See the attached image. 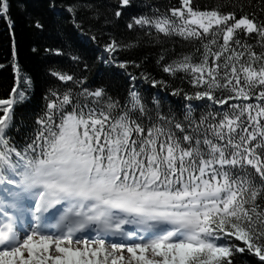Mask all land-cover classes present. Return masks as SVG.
<instances>
[{"label":"snow or ice","instance_id":"snow-or-ice-1","mask_svg":"<svg viewBox=\"0 0 264 264\" xmlns=\"http://www.w3.org/2000/svg\"><path fill=\"white\" fill-rule=\"evenodd\" d=\"M0 20V264H264V0H0Z\"/></svg>","mask_w":264,"mask_h":264},{"label":"trees","instance_id":"trees-1","mask_svg":"<svg viewBox=\"0 0 264 264\" xmlns=\"http://www.w3.org/2000/svg\"><path fill=\"white\" fill-rule=\"evenodd\" d=\"M158 3H168L169 0H157ZM175 3L176 0H171ZM203 4H211L213 0H201ZM14 18L17 19L18 23L16 26V41L18 42L19 48V59L24 71L34 78L42 79L44 65L32 57L30 53V48L35 42V38L31 35L29 29L24 23V18L18 10H13ZM171 46V45H169ZM177 50H180V42L176 41ZM158 49H151L152 52ZM12 60V37L9 34L6 24L3 20H0V64H4L5 68L0 69V97L6 95L10 87L14 82V73L10 61ZM40 90H37L36 96L33 98L32 102L27 105L23 110L25 118L30 117L35 112L39 111L40 101H39ZM174 104H180L176 98H172Z\"/></svg>","mask_w":264,"mask_h":264}]
</instances>
